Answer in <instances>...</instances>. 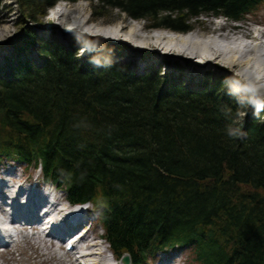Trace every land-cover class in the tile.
Returning a JSON list of instances; mask_svg holds the SVG:
<instances>
[{
  "label": "trees",
  "instance_id": "obj_1",
  "mask_svg": "<svg viewBox=\"0 0 264 264\" xmlns=\"http://www.w3.org/2000/svg\"><path fill=\"white\" fill-rule=\"evenodd\" d=\"M60 1L98 2L100 14L178 32L204 14L240 19L264 2L19 0L41 17ZM42 57L41 67L23 58L0 69V154L42 162L77 202L99 198L118 251L136 257L179 242L202 264H264V122L240 115L249 98L219 84L163 89L118 67L85 72L59 46L45 45Z\"/></svg>",
  "mask_w": 264,
  "mask_h": 264
},
{
  "label": "rangeland",
  "instance_id": "obj_2",
  "mask_svg": "<svg viewBox=\"0 0 264 264\" xmlns=\"http://www.w3.org/2000/svg\"><path fill=\"white\" fill-rule=\"evenodd\" d=\"M81 6L82 8L85 7L87 9V18H93L95 11L99 13L101 11V9L99 8L100 3L98 2L82 1L74 4L61 3L55 8H50L47 11L46 16L41 17L30 12L28 9H25L22 5H20L19 0H3V4L0 7V51L4 50L6 52L0 53V63L2 64L1 66L3 67L4 56L11 54L16 55L12 50L13 48H19V50H26V48L29 47L28 50H31L32 53L30 55L31 57H34L39 55L37 47L41 46L42 44H48L52 47H62L70 53L73 52L77 55L76 59H79V61L82 62L83 66L86 64L88 67L93 68L95 66H102L104 64H115L118 66H127V64H129L128 66L133 67H130L129 69L127 67H124L129 72V74L135 76L136 78L140 77V75H142V72H144L143 69H141L138 64H132L136 62L132 60L133 58H129L130 56L125 51V48L114 46L110 50H100L101 52H98L97 54H94V51L96 52V50L92 49V45L83 48V50L77 49V46L79 45L80 41L77 38H71L69 35H67L69 30L68 27H62L60 25V22H58V20L55 22V20L58 17L60 10L64 9L65 11L71 13L76 11V9L80 8ZM120 19L125 20L124 23L126 25L135 26V28H137L140 32H143V27L145 25L153 24L146 20H132L128 17V15L123 14L121 11H116L112 9L109 10L107 15H103L102 17L99 16V20H97V22L94 21L92 25L96 26L98 24H104L107 28H110L112 27V25H114L113 23H116V21H119ZM249 19L251 21L257 20L264 24V6H262L261 9L257 11L254 15L252 14L251 16H249ZM218 24V20L214 19L213 17L203 16L193 18L191 23L192 30L187 34H181L179 32L157 28H153L152 31L155 33L163 32L166 33L168 36L174 38H190L192 35H196L200 32L202 34L215 32V28H217ZM52 26H56L57 30H52ZM259 30H264V28ZM234 38H240L239 42H241V44H243L245 47L247 44L252 45L253 43L252 36H249L247 38L245 34L237 33ZM192 40L193 43L200 44L203 39L194 38ZM260 41H263V43L261 44L262 46L258 47V51L261 50L259 55L264 54V38L262 36ZM90 50L91 54L88 53V51ZM245 51L247 52V50ZM146 57V61H148V65H146V68L148 67V69L145 70L148 71V74L146 73L147 76H150L151 78L154 77L156 81L159 80L161 84L163 83L162 86H168L171 83H176L186 85L187 87H190V89H201L202 87L204 89V84L208 80L209 83H211L209 85L212 86L217 85L220 82L219 86L222 89L224 88L223 91L234 94L235 96H241L243 94H245V97L249 96L251 99L250 107H252L253 104V106H255L257 110V105H261V102H264V82L263 84L256 83L255 86H252L254 90L251 91L250 86H241V83L239 81H236L231 75H225L223 71H218L216 68L209 69L210 71L207 73L206 76L199 75L197 77H191L189 75L190 77H188V75L185 76L182 74L181 69L183 67L182 63H180L179 61L171 62L160 68V62L158 63L157 61L158 65L155 64L156 61L153 64L150 58L148 56ZM119 58L125 59V61H123V63L119 62L120 64H117V60H112ZM128 58L129 61L127 60ZM136 58L141 57L137 56ZM237 58L240 62L252 60V64L255 65L256 69L258 68L257 70H261L264 74V58L263 62L254 60L251 56H248V59H245L241 56V54L237 55ZM130 60H132L131 63ZM169 81H171V83H169ZM252 117H257L264 122V110L259 111V114L257 115L254 114L250 116L251 119ZM3 162L4 163L0 164V166L6 164V161ZM32 173H35V171H32ZM24 251L25 254L23 256H12L10 259H7L6 257L1 258L0 264H42V262H39L38 260H35V258H33L34 254L32 253V251L29 250L27 252L25 249ZM106 256H109L111 258L112 255L111 253L107 252ZM43 259L45 260V258ZM182 259L183 260H181L179 264H192V255L190 252H186V254L184 253Z\"/></svg>",
  "mask_w": 264,
  "mask_h": 264
},
{
  "label": "bare ground",
  "instance_id": "obj_3",
  "mask_svg": "<svg viewBox=\"0 0 264 264\" xmlns=\"http://www.w3.org/2000/svg\"><path fill=\"white\" fill-rule=\"evenodd\" d=\"M108 12L109 10H106L103 15H107ZM94 13L93 18H87L88 13L85 7L82 8L81 6L71 13L62 9L55 20V22L58 20L62 27H68L67 35L80 41L77 46L78 50H83V48L92 45V49L98 53L101 52L100 50H110L114 46L122 47L126 49L129 58H133L132 60L136 62L132 64H138L143 71L148 65V61H146V56H148L153 64L155 61L156 65L160 62V68L171 62L179 61L183 67L181 69L182 74L188 75V77L206 76L210 71L209 69L216 68L218 71H223L225 75H231L241 83V86H250L251 91L254 90L252 86H255L256 83L263 84L264 82L263 72L257 70L258 68L256 69L252 60L240 62L237 58V55L241 54L245 59L251 56L254 60L263 62L264 54L259 55L261 50L258 51V47L262 46L263 41L261 42L260 39L261 36L264 38V32L262 35L252 33L253 43L252 45L247 44L245 47L239 42L240 38L231 37L230 32H211L208 34L200 32L190 38H174L163 32H153L154 26L150 24L145 25L143 32H140L135 26L126 25L125 20L122 19L117 20L110 28L104 24L95 26L92 23L97 22L99 16L102 17L103 15L97 11ZM52 30H57V27L52 26ZM194 38H202L203 40L197 44L192 42ZM88 53L91 54V52ZM137 56L141 58H136ZM112 60H117L118 63L125 61L122 58ZM128 65V68L133 67ZM242 96L245 99L249 98V96L245 97V94ZM19 194H28L29 197L33 198L39 194V189L37 186H32L30 191L20 190ZM97 247V244L89 246V249L93 251L91 257L95 255L94 249Z\"/></svg>",
  "mask_w": 264,
  "mask_h": 264
},
{
  "label": "clouds",
  "instance_id": "obj_4",
  "mask_svg": "<svg viewBox=\"0 0 264 264\" xmlns=\"http://www.w3.org/2000/svg\"><path fill=\"white\" fill-rule=\"evenodd\" d=\"M257 108H258L257 114H259V110H264V105H257ZM240 115L243 116L245 114L244 113H240ZM238 132H239V130L237 128H232V127L229 128V134L230 135L235 136V135L238 134ZM240 134H242V133H240Z\"/></svg>",
  "mask_w": 264,
  "mask_h": 264
}]
</instances>
